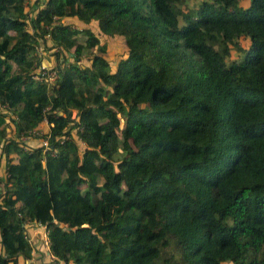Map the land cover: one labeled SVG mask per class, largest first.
<instances>
[{
  "label": "trees",
  "instance_id": "trees-1",
  "mask_svg": "<svg viewBox=\"0 0 264 264\" xmlns=\"http://www.w3.org/2000/svg\"><path fill=\"white\" fill-rule=\"evenodd\" d=\"M189 1L0 0V264H264V0Z\"/></svg>",
  "mask_w": 264,
  "mask_h": 264
},
{
  "label": "rangeland",
  "instance_id": "rangeland-1",
  "mask_svg": "<svg viewBox=\"0 0 264 264\" xmlns=\"http://www.w3.org/2000/svg\"><path fill=\"white\" fill-rule=\"evenodd\" d=\"M31 2H32V0H28V8H29ZM193 4H194V0L189 1L186 5L190 7ZM244 4H245V1H240V5L241 6H243ZM28 8H27V10H28ZM72 20H75V19H72ZM72 25L74 27H80L79 26V23L78 22H75V21H73ZM106 44H107L108 55L110 56V58H113V57L117 56L118 54H120L124 50L123 45L119 41L118 38H108L106 40ZM246 45H247V41L245 39H241L240 40V46L243 47V48H245ZM230 53L234 57L240 55V52L235 51L233 48L230 49ZM80 62L83 63V59ZM44 64H45V62H44ZM40 130L43 131L44 129L41 128ZM2 169H3V167H1L0 172H2ZM38 234L40 236L39 240L42 242L41 243V248H43L44 246H43V237H42V234L40 232H38ZM36 248L37 249L35 250V253L41 255V252L43 253V251L39 250V246H36ZM36 254H33V261L30 262L29 264H34Z\"/></svg>",
  "mask_w": 264,
  "mask_h": 264
},
{
  "label": "crops",
  "instance_id": "crops-1",
  "mask_svg": "<svg viewBox=\"0 0 264 264\" xmlns=\"http://www.w3.org/2000/svg\"><path fill=\"white\" fill-rule=\"evenodd\" d=\"M43 231L44 230H42L39 227L37 228L33 227L28 230L29 240L32 241L31 246L33 248L34 254H36L35 253V250L37 249L36 246H39V250L43 251V253L41 252V255L36 254L34 264H49V261L51 260V255H49L48 253V248H46L44 245H43L44 247L41 248V241L39 240L40 236L38 232L42 234ZM32 260H33V256H31V258H29L28 260L25 259L24 261H20L19 264H29L30 262H32Z\"/></svg>",
  "mask_w": 264,
  "mask_h": 264
},
{
  "label": "built area",
  "instance_id": "built-area-1",
  "mask_svg": "<svg viewBox=\"0 0 264 264\" xmlns=\"http://www.w3.org/2000/svg\"><path fill=\"white\" fill-rule=\"evenodd\" d=\"M55 78V72H49L48 74H47V79H48V81H52L53 79ZM28 224L26 223L25 224V226H27ZM32 225H33V227L34 228H37V227H39V228H41L42 230H44L43 231V245L47 248V240H46V236H45V234H46V232H45V229H44V226L43 225H41V224H39V223H32ZM28 241H29V239H28ZM30 245H31V243H30ZM33 254H34V251H33V248H32V246H31V252H30V258H31V256H33ZM33 261V260H32ZM54 264H64L63 262H61V261H57L56 263H54Z\"/></svg>",
  "mask_w": 264,
  "mask_h": 264
}]
</instances>
